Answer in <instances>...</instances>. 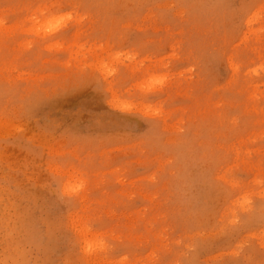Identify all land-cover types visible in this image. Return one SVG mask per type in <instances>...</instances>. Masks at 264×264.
Instances as JSON below:
<instances>
[{"label":"rangeland","instance_id":"1","mask_svg":"<svg viewBox=\"0 0 264 264\" xmlns=\"http://www.w3.org/2000/svg\"><path fill=\"white\" fill-rule=\"evenodd\" d=\"M0 264H264V0H0Z\"/></svg>","mask_w":264,"mask_h":264}]
</instances>
